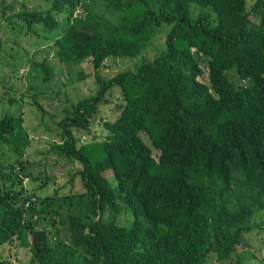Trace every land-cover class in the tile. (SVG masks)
<instances>
[{
    "label": "trees",
    "instance_id": "obj_1",
    "mask_svg": "<svg viewBox=\"0 0 264 264\" xmlns=\"http://www.w3.org/2000/svg\"><path fill=\"white\" fill-rule=\"evenodd\" d=\"M48 4L16 16L56 34L64 80L89 63L97 89L64 109L34 172L21 106L41 104L6 87L19 106L0 118V264H248L264 246V0ZM109 57L138 61L101 79ZM26 61L52 81L46 56ZM112 89L115 116L83 140ZM60 161L80 165L63 186Z\"/></svg>",
    "mask_w": 264,
    "mask_h": 264
},
{
    "label": "rangeland",
    "instance_id": "obj_2",
    "mask_svg": "<svg viewBox=\"0 0 264 264\" xmlns=\"http://www.w3.org/2000/svg\"><path fill=\"white\" fill-rule=\"evenodd\" d=\"M48 2L49 0H0V118L6 112H18V103H9V94L6 93L8 91L7 88L10 89V93H18L20 89L24 88L27 96L37 93L36 96L41 107L40 105L36 107L33 104L21 106V110L24 113V125L29 133V144L26 147L25 154L28 155L30 161L34 162L32 166V171L34 172L43 171L45 167V158L39 152H44L47 149V140L58 139L57 122L64 115V109L78 98H85L95 93L97 89V79L92 65L89 63H81V67L86 73L85 78L81 80H75V78L69 81L64 80V68L58 61L52 45L56 34H47L37 24H34L32 29H28L23 21L16 16V13L23 9H45L49 6ZM192 12L195 15L197 10L193 9ZM9 17L12 23L7 21ZM163 38L164 33H159L156 41L161 42ZM144 55L150 58L153 53L146 52ZM12 56L17 58L13 63H11L13 61ZM44 56L47 57L55 73L50 82L42 80L41 74L37 78L31 79L30 65L26 61L30 58L42 59ZM137 61L128 58H106L102 67L98 70L99 76L101 79H105L126 69L134 70ZM21 74H24L23 80L25 81L18 78L17 75L20 76ZM34 88H38V90ZM105 95L103 103L98 106V115L95 122L91 125V133L86 135L85 138L81 137L83 140H90L93 135L100 136V134H103L102 121L112 119L115 116L114 106L121 101L120 93L118 90L112 89ZM141 137L151 146L146 135L141 133ZM151 149L153 154H156V150L152 147ZM9 156L11 157V154L8 149L5 146H1L0 160L2 157ZM61 162H59L61 166L57 164L55 167L48 168L49 173L54 177L58 186L68 183L72 170L80 166L76 162L67 164ZM53 187L50 185L47 188V192H50ZM62 190L64 192V189ZM19 249L23 250L21 247ZM247 249L250 250L251 248L247 247ZM67 253L68 251L65 249L58 256L62 258ZM28 255V253L24 254V252H21L13 256H15L16 261L20 258L19 261L27 262L29 261ZM255 255L247 263L264 264V246L256 250Z\"/></svg>",
    "mask_w": 264,
    "mask_h": 264
},
{
    "label": "clouds",
    "instance_id": "obj_3",
    "mask_svg": "<svg viewBox=\"0 0 264 264\" xmlns=\"http://www.w3.org/2000/svg\"><path fill=\"white\" fill-rule=\"evenodd\" d=\"M84 138V136H82Z\"/></svg>",
    "mask_w": 264,
    "mask_h": 264
}]
</instances>
